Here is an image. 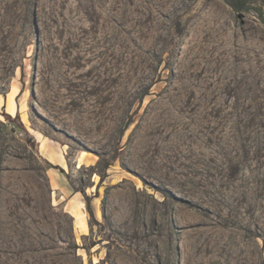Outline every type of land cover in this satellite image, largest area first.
Wrapping results in <instances>:
<instances>
[{
  "label": "rangeland",
  "instance_id": "rangeland-1",
  "mask_svg": "<svg viewBox=\"0 0 264 264\" xmlns=\"http://www.w3.org/2000/svg\"><path fill=\"white\" fill-rule=\"evenodd\" d=\"M0 264H264V0H0Z\"/></svg>",
  "mask_w": 264,
  "mask_h": 264
},
{
  "label": "crops",
  "instance_id": "crops-1",
  "mask_svg": "<svg viewBox=\"0 0 264 264\" xmlns=\"http://www.w3.org/2000/svg\"><path fill=\"white\" fill-rule=\"evenodd\" d=\"M45 141L41 140L40 141V147H42L43 143ZM46 146L44 147L43 146V156L53 162H56V163H59L61 162V157H60V154L58 152V149L55 145H52L51 143H48V142H45ZM70 202H67V207L69 206ZM79 210V208L77 209V211ZM71 212V211H70ZM73 216H75L74 213H72Z\"/></svg>",
  "mask_w": 264,
  "mask_h": 264
}]
</instances>
